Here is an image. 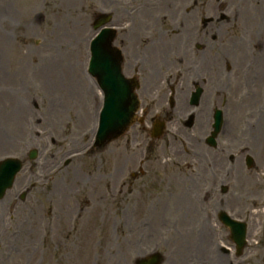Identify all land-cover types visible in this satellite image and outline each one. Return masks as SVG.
<instances>
[{
	"label": "rangeland",
	"instance_id": "rangeland-1",
	"mask_svg": "<svg viewBox=\"0 0 264 264\" xmlns=\"http://www.w3.org/2000/svg\"><path fill=\"white\" fill-rule=\"evenodd\" d=\"M154 1L158 0H0V71L3 73L0 79V138L5 137V141L0 142V158L24 155L37 148L40 163H44L35 218L27 213L17 225L14 221H0V264H117L123 259L120 257L123 251H127L126 261L128 257L133 261L138 254L148 255L153 248L162 252L166 256L164 264H169L167 259L178 244L174 242L181 241L180 234L192 240V254L198 238L201 245L202 236L197 229L201 230L202 225H199L195 213L201 190L193 187L191 179V176L196 178L200 163L187 161L184 164L182 158H178L164 171L159 168L161 171L156 175L151 173L154 164L149 163L139 179L130 177L137 166L120 180L117 165L126 155H138L124 153L123 149L129 137L132 138L133 132L138 130L135 128L103 151L88 150L85 156L70 160L72 163L67 166L65 164L71 153L79 150L81 135L93 125L89 121L90 109L80 107L78 90L74 86L77 78L73 76H79L83 91L95 87L85 71L90 41L95 34L92 29L95 20L101 14H111L115 21L125 20L131 12L140 14L141 10H152L147 5ZM180 4L176 2L173 10L179 12ZM160 5L155 12L166 16L169 8ZM258 8L264 13V4ZM141 21L134 28L136 32ZM121 37V34L117 37L120 49L123 48ZM149 39L153 36L149 35ZM124 42L128 45L127 39ZM177 43L172 42L175 49ZM127 51L131 55L126 57L124 49L125 63L127 58L134 61L133 58L139 55L136 46ZM263 69L264 61L251 69L250 75L247 72L244 77L231 81L237 86L232 88L234 94L242 95L245 91L252 94L255 100L249 106L252 111L261 105L264 107V76L254 74L259 70L260 74L264 73ZM151 90L142 92V104L152 97L153 87ZM235 111L242 124L247 119L248 108L240 105ZM78 116L83 117L80 125ZM262 122L264 124V118ZM261 131L264 134V128ZM228 132L232 136L230 142L234 141L232 150L245 147L246 138L239 141L238 137L241 130L228 129ZM142 136L146 140L149 138L147 133ZM182 141V138L170 141L178 156ZM256 148H259L257 152L253 150L251 153L257 161L256 167L248 170L242 162L239 175L225 178L230 192L220 194L221 200L228 203L226 210L248 224V245L243 254H232L230 234L223 226H215L212 231L216 244L223 246L218 251L220 256L231 257L233 264H264V135ZM235 154L239 158V152ZM147 155L153 153L144 151L141 160ZM226 166L234 167L228 162ZM79 173L86 182L80 180L76 183L82 178ZM104 176L108 186L105 193L98 196L101 195L100 188L93 186L94 180L106 182ZM173 198L178 201L181 198L179 211L173 209ZM154 217L159 225L152 237L138 243L142 238L138 229L146 231L150 228V225L142 228V221ZM219 233L225 235L224 242ZM123 239L124 242L119 244ZM168 239L174 241L170 248ZM187 251L183 264H190V252ZM198 252L201 263L194 264H205L207 253L202 251V246ZM181 255L182 252L179 257ZM174 259L178 257L174 256Z\"/></svg>",
	"mask_w": 264,
	"mask_h": 264
},
{
	"label": "water",
	"instance_id": "water-1",
	"mask_svg": "<svg viewBox=\"0 0 264 264\" xmlns=\"http://www.w3.org/2000/svg\"><path fill=\"white\" fill-rule=\"evenodd\" d=\"M104 32L107 33L108 30H105ZM111 40L112 37L110 32H108V37L106 39L98 37L93 42L92 46L93 59L91 66L93 73L98 76L101 81L107 99L105 109L101 116L102 127L98 132L97 144L99 146H104L122 135L127 126L131 123L134 112L137 109V101L133 92V86L130 85L128 81H124L120 78L118 70L115 72L111 70L114 74V77H112L113 80H105L104 78L107 69L112 67V63L116 62V64L119 65L117 61V52L110 48L109 43ZM105 53L109 56L107 54V56H104ZM108 58L113 60L111 61L112 63ZM17 165H19L18 161L13 160H8L2 163L0 168V195H3L7 187H9V184H11L12 179L18 170ZM239 235L241 237V246H244L242 230H240ZM156 264H158L157 261Z\"/></svg>",
	"mask_w": 264,
	"mask_h": 264
},
{
	"label": "flooded vegetation",
	"instance_id": "flooded-vegetation-1",
	"mask_svg": "<svg viewBox=\"0 0 264 264\" xmlns=\"http://www.w3.org/2000/svg\"><path fill=\"white\" fill-rule=\"evenodd\" d=\"M197 2L198 10L197 14L195 15L194 22L198 23V26H195L196 31H193L195 34L198 35L200 39V43L202 45V52L209 49V52H204L199 54L196 60L192 63L193 65H197L200 67L199 72L196 74L198 77L196 80H193V87L195 88L196 85H202L204 87V95L202 97L201 103V110L202 113H206L209 110L215 108L216 103L220 102V94L218 91V84L215 83L217 80H214L215 74H213V67L218 65H232L237 60L234 57H231V54L225 52L224 54H220V52H214L215 49L220 50L221 45L225 41V32L223 28L217 24V19L219 18V7L214 6L211 10L210 8L205 9L204 0H194ZM211 1H221V0H206V2ZM232 0H225V7L230 5ZM220 6V11L221 7ZM228 10H225V12ZM223 12L221 15L222 19H227L231 21V17L227 16L226 13ZM238 19V16L235 17ZM188 22V19H185V23ZM124 43V42H123ZM193 88V89H194ZM159 93V96H158ZM153 96L161 99H165V93H160L158 90L153 91ZM174 104V102H173ZM170 119L169 117H166ZM172 119V118H171ZM207 120L206 117L203 115L200 119L201 127L204 128L206 126ZM30 175L39 181L38 172L35 173L33 169H30ZM25 178L20 181V185L25 182ZM13 203L8 205L7 210L9 213H13L15 211V207H12ZM20 213V209L17 211Z\"/></svg>",
	"mask_w": 264,
	"mask_h": 264
},
{
	"label": "bare ground",
	"instance_id": "bare-ground-1",
	"mask_svg": "<svg viewBox=\"0 0 264 264\" xmlns=\"http://www.w3.org/2000/svg\"><path fill=\"white\" fill-rule=\"evenodd\" d=\"M143 18H145V15L143 16ZM139 19H140V15L138 14L137 21H139ZM164 23H165V19H164ZM160 44H161L160 42L153 43L152 57L153 58L158 57L161 60L167 61V60H169V54L167 53V48L160 49L159 48ZM234 53H235V51L231 52V54H234ZM185 55H186L185 53L182 54V56H185ZM236 56L239 57L238 53L236 54ZM185 63L187 64V66H190V61L187 58H186ZM263 71H264V69H263ZM73 77L77 78V81L74 80V86H75V89L78 90V97L77 96L76 97L81 104L80 107L83 106L86 109H89V107L91 108V106H92L91 97L92 96L91 97L89 96V90L86 91L84 89V91H83L82 82H80L78 75H76V76L74 75ZM2 78H3V73L0 71V79H2ZM93 99H94V102L99 103L96 96H93ZM89 100L91 101V105H90ZM78 120H79V122H81L82 118L79 117ZM260 135H261V132L259 130V135H257L256 138H258ZM2 141H5V137H3V136H1V138H0V142H2ZM235 203H237V201H235ZM191 211L194 213V211L192 209H191ZM196 211H197V208L195 210V213H196ZM182 221H183L184 225H187L184 219ZM157 225H159L158 221L154 220L153 224L150 226V228L147 231L141 230L140 232L143 233L147 239H149L150 237H152V234L155 232ZM212 229H214V227L212 225H210V221H208L207 219L204 218V223H202L201 230H198L199 232H201V236H202V242H201L200 247L202 246L203 251H205V252L208 251L211 254L212 259H213L211 264H229V262H232L231 257L216 258L214 255L213 245H212L213 244V237H212V231L213 230ZM185 239H186V244L185 243L184 244L186 246H189V240H188L189 237L185 236Z\"/></svg>",
	"mask_w": 264,
	"mask_h": 264
}]
</instances>
